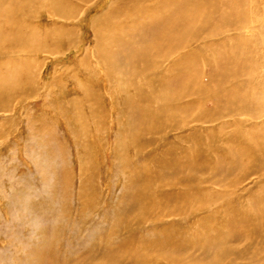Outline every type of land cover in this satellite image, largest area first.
Here are the masks:
<instances>
[{
  "label": "rangeland",
  "instance_id": "obj_1",
  "mask_svg": "<svg viewBox=\"0 0 264 264\" xmlns=\"http://www.w3.org/2000/svg\"><path fill=\"white\" fill-rule=\"evenodd\" d=\"M69 1L67 12L69 14L71 11L72 14H69L71 19L68 18V21L67 18H59L47 6L35 10L33 25L41 30H50L45 40V33L38 34H42L39 36L43 39L41 42L48 48L28 54L10 53L5 57L29 62L19 66L18 77L15 76L19 78L21 85L19 95H14L5 108L0 109V264H49L57 254L55 246L59 244H64V249L59 252V262L68 260L69 264H85L86 261H104V246L117 248L116 240L123 237L120 236L122 228H118L119 219H124L121 222L125 225H132L134 220H125L129 209L144 204L139 200L133 203L131 186L134 187V183L128 181L131 177L129 168L138 163V167H143L149 173L157 172L158 160L166 158L171 152H164V141L169 139L175 144L176 154H179L181 148L192 147V142L183 137L194 131L211 145L203 153L205 165L213 171L212 174L222 176L212 185L203 184V187L210 188L207 192L214 196L215 203L209 211L215 212V221L220 224L227 213L224 206L229 201V184L231 185L229 157L224 159L222 155L228 150L229 138L226 136L234 131L241 140L248 138L247 131L244 130L248 129L249 115H216L217 120L200 124L195 130L189 124L186 129L167 130L169 137L167 135L166 138L154 140L158 133L149 135L148 143H143L142 153H152L155 160L143 161L141 156L135 154L137 147L134 146L129 151L133 155L130 156L133 165H129V168L119 167L118 152H121L122 144L130 142L127 140L130 136H126L123 142L120 135L127 119L131 121L133 117H126L120 112L126 96L133 106H148L146 103L152 100V104L162 105L165 112L168 111V103L185 104L191 99V102L196 103L201 96L197 91L189 94L192 82L185 81L180 87V83L174 85V82L166 84L151 80L153 76L163 73L174 55H184V51L173 52L170 49L165 52V48L151 47L146 52L142 47L136 48V43L132 44L133 52L137 51L139 56L133 55L132 60L136 63L125 77L127 81L121 80L124 85L121 82V85L116 81L111 82L95 53V27L98 29L102 21H93L108 10L110 3L122 0ZM134 1L150 10L148 16H153L155 11L158 13L156 17L160 18L161 0ZM125 2L123 0L120 4L125 5ZM156 4L159 12L154 9ZM243 5L247 22L242 28L232 25L233 28L229 26V30L221 34L210 35L203 32L205 35H198L206 39L207 44H226V48L229 46V52L221 57L227 63L224 65L220 62L216 66L213 61H210L212 64L205 63L203 58L193 71L199 70L201 83L205 84L211 83L215 67L223 76L228 73L224 91L229 94L233 87V82L229 84V55L234 52L240 60L237 65H230L235 70L239 67L236 81L246 84V92L259 99L264 94V0H245ZM127 13L120 15L119 19L125 18ZM118 35L115 34L116 37ZM105 42L110 43L108 40ZM200 46L205 48L202 43ZM192 47L194 45L187 50ZM213 53L212 50H207L205 55L212 58ZM173 68L167 74L175 75ZM119 73L121 75L122 68ZM0 74L4 72L0 71ZM167 74L165 76L169 77ZM173 86L175 94L172 92ZM152 93H159L161 97L154 95L144 100L146 94L150 96ZM203 101L200 100L198 109L214 106L211 99L206 103ZM192 107L188 109L189 113L193 110ZM239 120L242 122L237 127L236 122ZM257 121L259 127L264 122V115ZM210 128L214 131L212 136L208 131ZM261 129L263 128H259ZM135 132L139 135V131ZM214 149L218 151L215 153ZM65 177L70 182L72 210L76 213L79 210L82 218L77 214L68 217L69 223L61 230L65 219L57 212L61 209L57 200L60 193L58 183H62V180L66 182ZM260 180L261 177L252 175L242 181L236 193L231 190V199L238 205L245 204L249 192L260 193ZM179 185L183 187L182 182L177 181L176 187ZM184 212L176 217L177 220L174 219L175 227H185L190 233L201 232L202 224L199 225L195 212L189 213L186 209ZM204 213L206 214V210ZM156 214L150 212V218L145 224L147 227L160 224L152 220ZM186 214H189L188 217H185ZM226 218H229V214ZM112 226H117V229L109 236L105 235L104 231L111 230ZM125 231L128 232L127 229ZM137 233L140 234L139 229ZM153 236L149 235L150 238ZM107 256L109 257V253ZM224 263L226 262L221 264ZM239 264L249 263L241 260Z\"/></svg>",
  "mask_w": 264,
  "mask_h": 264
},
{
  "label": "bare ground",
  "instance_id": "obj_2",
  "mask_svg": "<svg viewBox=\"0 0 264 264\" xmlns=\"http://www.w3.org/2000/svg\"><path fill=\"white\" fill-rule=\"evenodd\" d=\"M125 1V5H121L120 1L110 3L108 10L93 21V23L102 21L98 29L95 27L97 30L95 31L97 45L95 53L111 82L116 81L124 85V81H127L125 77L130 74L136 63L132 60L133 55H137V51L133 52L132 44L134 43L136 48L142 47L146 52L150 51L151 47L165 48V52H169L170 49L173 52L181 50V52L184 51V55H174L163 73L151 78L152 82L166 84L174 82V85L180 83V87L185 81L192 82L193 84L189 86V94L197 91L201 96L200 100L206 103L211 99L214 106L198 109L200 100L193 103L191 99L185 104L168 103V111L165 112L162 105L152 104V100L146 103L148 106L144 104L133 106L127 101L126 96L120 112L126 117H133L131 121L127 119L120 135L123 142L126 136H130L127 139L130 142L122 144L121 152H118L119 167L129 168V165H133L130 160V156L133 157V155L129 151L134 146L137 147L135 154L141 156L143 161L155 160L152 153L146 152V155L142 153L143 143H148L149 135L158 133L154 140L159 137L166 138L167 135L169 137L167 130L186 129L189 124V127L195 130L198 126L200 127V124L217 120L216 115L225 116L235 113L242 116L249 115V126L244 130L247 131L248 138L244 133L246 138L241 140L234 131L226 136L229 138L228 150L222 155L224 159L229 157L231 185L229 184V201H226L224 206L227 213L224 214L220 224L215 221V212L209 211L211 205L215 203L214 196L207 192L210 188L203 187V184L212 185L222 176L212 174L213 171L205 165L206 158L203 153L206 147L211 145L203 140L201 134L194 131L183 137L192 142V147L181 148L179 154H176L175 144L173 145L169 139L164 141V152H171L166 158L158 160L157 172L149 173L143 167H138V163L129 168L131 177L128 181L134 183L133 187L128 182L133 188L131 193L133 203L139 200L144 204L129 209L125 220H134L132 225H125L121 222L124 219H119L118 228H122L120 236L123 237L116 240L117 248L111 249L104 246L109 249L103 250L104 261H86L85 264H221L223 262L239 264L241 260L249 264H264L262 255L264 253V122L259 127L256 123L258 118L264 115V94H261L259 99L251 97V94L246 92V84L236 81L240 72L239 67L235 70L230 65H237L240 60L238 54L234 52L229 55V84L233 82L229 94L224 91L227 85L224 81L228 79V73L223 76L215 67L211 83L205 84L201 83L199 70L193 71L198 68L203 58L205 63L212 64L210 61H213L216 66L220 62L224 65L227 63V60L221 57L229 52V46L226 48V44L222 46H218L219 43L207 44L206 39L198 35L204 34L203 32H208L210 35L221 34L229 30V26L232 27V25H235V28H242L247 22V14L243 7L245 0H161L162 12L159 19L155 11L153 16H148L150 10L146 7L140 6L134 0ZM69 4V0H0V71L4 72L0 74V109L5 108L4 106L14 95L15 97L19 95L21 85L19 78L15 76L18 77V67L29 62L13 60V58L9 60L5 57L10 53L28 54L48 48L39 37L42 34H38L45 33V40L50 30H41L33 25L36 8L47 6L59 18H67L68 21L71 13V11L69 14L67 12ZM154 7L159 12L157 4ZM126 12H128L126 17L119 19V16ZM115 34L119 35L116 37ZM106 40L110 43L105 42ZM200 43L205 45V48L200 46ZM192 45L194 47L187 50ZM207 50L214 52L212 58L206 57ZM120 68H122L121 75ZM172 68L176 71L175 75L167 74ZM166 74L169 77H166ZM122 79L124 81H121ZM121 90L123 91L122 87ZM172 92L175 94L174 86ZM159 93H152L150 96L146 94L144 100L154 95L161 97ZM190 107L193 109L191 113L188 112ZM241 122L242 120L237 121L236 126L239 127ZM259 128L263 129L259 130ZM135 131H139V135ZM208 131L212 136L213 129L210 128ZM220 132L223 134V130ZM217 151L218 149H214L215 153ZM217 166L220 165L217 164ZM252 175L261 177V184L258 186L260 193L249 192L245 204H236L234 199H231L233 196L231 190L236 193L240 183ZM65 179L66 182L62 180V183H58L60 193L57 200L61 209L57 212L61 214V218L65 219L63 226L60 227L61 230L69 223L68 217L80 215L79 210L76 213L71 207L70 182L67 177ZM162 181L165 182L159 185ZM177 181L182 182L183 187L180 185L176 187ZM184 209L189 213L195 212L199 225L202 224L201 232L190 233L185 227H175L173 221L177 220V216L185 213ZM150 212L157 213L152 220L160 223L159 225L148 227L145 225L150 218ZM228 214L229 218H226ZM188 215L186 214L185 217ZM80 216L82 218V215ZM115 229L117 226H112L111 230L104 231V234L109 236ZM138 229L140 234L137 233ZM56 232L57 228L54 239H56ZM149 235L154 236L150 238ZM240 246H242L241 249ZM55 248L57 254L49 264H69L68 260L59 262V259L58 261L59 252L64 249V244H59ZM165 260L167 262H164ZM46 261L48 262L49 259L47 258Z\"/></svg>",
  "mask_w": 264,
  "mask_h": 264
}]
</instances>
